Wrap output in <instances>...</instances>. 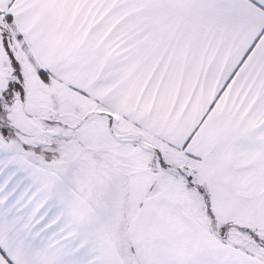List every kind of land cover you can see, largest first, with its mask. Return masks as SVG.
<instances>
[{"label":"snow or ice","instance_id":"obj_1","mask_svg":"<svg viewBox=\"0 0 264 264\" xmlns=\"http://www.w3.org/2000/svg\"><path fill=\"white\" fill-rule=\"evenodd\" d=\"M0 264H264V0H0Z\"/></svg>","mask_w":264,"mask_h":264}]
</instances>
